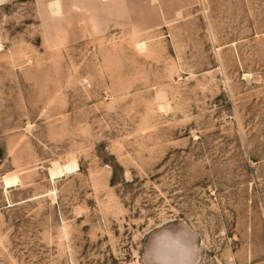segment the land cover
Here are the masks:
<instances>
[{
	"label": "rangeland",
	"instance_id": "374dc122",
	"mask_svg": "<svg viewBox=\"0 0 264 264\" xmlns=\"http://www.w3.org/2000/svg\"><path fill=\"white\" fill-rule=\"evenodd\" d=\"M184 225L264 264V0H0V264H144Z\"/></svg>",
	"mask_w": 264,
	"mask_h": 264
},
{
	"label": "clouds",
	"instance_id": "9594fccd",
	"mask_svg": "<svg viewBox=\"0 0 264 264\" xmlns=\"http://www.w3.org/2000/svg\"><path fill=\"white\" fill-rule=\"evenodd\" d=\"M200 251L191 227L165 228L150 239L144 264H198Z\"/></svg>",
	"mask_w": 264,
	"mask_h": 264
},
{
	"label": "bare ground",
	"instance_id": "6f19581e",
	"mask_svg": "<svg viewBox=\"0 0 264 264\" xmlns=\"http://www.w3.org/2000/svg\"><path fill=\"white\" fill-rule=\"evenodd\" d=\"M140 45V44H139ZM142 47V46H141ZM63 170L66 172H74L77 171V165L75 163H71L70 165H66L63 167ZM75 173V172H74Z\"/></svg>",
	"mask_w": 264,
	"mask_h": 264
}]
</instances>
